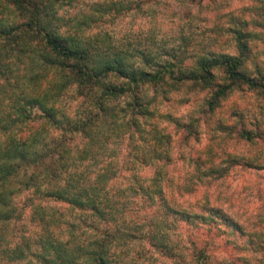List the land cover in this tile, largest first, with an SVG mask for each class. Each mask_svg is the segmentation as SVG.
I'll use <instances>...</instances> for the list:
<instances>
[{"label":"trees","instance_id":"1","mask_svg":"<svg viewBox=\"0 0 264 264\" xmlns=\"http://www.w3.org/2000/svg\"><path fill=\"white\" fill-rule=\"evenodd\" d=\"M161 2L93 0L62 26L74 0H0V264H141L145 248L170 264H209L221 249L225 264H264V232L210 193L235 169L264 171V0L227 28L232 53L185 60L91 34ZM237 92L263 106L220 115ZM174 100L188 114L163 110ZM209 128L261 157L210 159L196 149Z\"/></svg>","mask_w":264,"mask_h":264},{"label":"rangeland","instance_id":"2","mask_svg":"<svg viewBox=\"0 0 264 264\" xmlns=\"http://www.w3.org/2000/svg\"><path fill=\"white\" fill-rule=\"evenodd\" d=\"M93 0H74L69 9L62 11L61 25L67 26L70 19L81 12H89ZM250 0H205L201 4H190L186 0H162L161 4H131L122 13L107 15L100 20L91 34L100 33L119 45L151 50L183 52L185 60L208 50L232 53L234 45L227 28L234 26V22L250 20L258 12L261 4H249ZM105 37V36H104ZM256 50L257 65L264 63V44L258 43ZM168 58V57H165ZM254 67V64H251ZM202 97L195 100L200 104ZM74 106V104H72ZM195 104H192L194 106ZM263 106L252 94L237 92L220 108V115L227 116L235 108L250 115L256 114ZM163 110L184 116L190 111L189 106H182L176 100ZM210 129V130H209ZM206 129L200 136L196 149L208 152L209 158L218 162L227 153L253 158L261 157V149L250 146L223 143L217 139L212 128ZM150 175V171L145 172ZM218 205L228 214L236 217L244 226L261 229L264 232V171L254 169H235L227 178L210 193ZM21 229V225L17 226ZM224 248V240H214ZM221 249L209 264H225L222 257L229 251ZM226 254V255H225ZM141 264H170L164 261L156 252H145L140 256Z\"/></svg>","mask_w":264,"mask_h":264}]
</instances>
